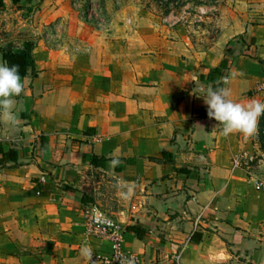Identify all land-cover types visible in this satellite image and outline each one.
Here are the masks:
<instances>
[{
	"label": "crops",
	"instance_id": "obj_1",
	"mask_svg": "<svg viewBox=\"0 0 264 264\" xmlns=\"http://www.w3.org/2000/svg\"><path fill=\"white\" fill-rule=\"evenodd\" d=\"M241 1L243 25L197 56L144 11L85 32L70 0H4L0 61L31 46L34 64L18 124L0 117V264H264V191L236 164L264 155L263 116L223 136L200 95L228 76L234 100L264 101V0ZM90 205L126 259L87 233Z\"/></svg>",
	"mask_w": 264,
	"mask_h": 264
},
{
	"label": "rangeland",
	"instance_id": "obj_2",
	"mask_svg": "<svg viewBox=\"0 0 264 264\" xmlns=\"http://www.w3.org/2000/svg\"><path fill=\"white\" fill-rule=\"evenodd\" d=\"M70 3L84 23L85 32L87 27L107 29L115 25L114 20L133 23L144 11L166 28L169 37L183 41L197 56L208 54L221 40L224 28L236 25L237 19L243 25L242 14L249 8L241 0H70ZM259 12L262 14L264 10ZM253 19L257 24L261 18L255 16ZM247 159L252 160V169L257 168L255 172L264 173V155Z\"/></svg>",
	"mask_w": 264,
	"mask_h": 264
},
{
	"label": "clouds",
	"instance_id": "obj_3",
	"mask_svg": "<svg viewBox=\"0 0 264 264\" xmlns=\"http://www.w3.org/2000/svg\"><path fill=\"white\" fill-rule=\"evenodd\" d=\"M230 76H237L235 69L231 71ZM23 89L18 66H9L6 61H0V117L6 118L13 125L19 122L13 98L19 96ZM200 92L208 106V116L219 122L223 136L239 133L252 137L256 134L258 122L261 116H264V101L255 98L247 102L234 100L228 76L222 77L216 87L201 88ZM116 163L117 161H113V164ZM82 255L87 257L91 252L84 249Z\"/></svg>",
	"mask_w": 264,
	"mask_h": 264
},
{
	"label": "built area",
	"instance_id": "obj_4",
	"mask_svg": "<svg viewBox=\"0 0 264 264\" xmlns=\"http://www.w3.org/2000/svg\"><path fill=\"white\" fill-rule=\"evenodd\" d=\"M250 161L246 159H237L236 164L240 166H246L251 173L253 169ZM256 178V187L258 190L264 191V173L258 174L253 172ZM86 231L90 235H94L100 238H106L113 241L116 248V259L123 260L127 256L120 249V241L122 238V232L116 220L102 210L98 205H90L86 208Z\"/></svg>",
	"mask_w": 264,
	"mask_h": 264
},
{
	"label": "trees",
	"instance_id": "obj_5",
	"mask_svg": "<svg viewBox=\"0 0 264 264\" xmlns=\"http://www.w3.org/2000/svg\"><path fill=\"white\" fill-rule=\"evenodd\" d=\"M13 3H19L22 0H12ZM31 2L32 0H25ZM5 6L4 0H0V10ZM31 46H28L27 49L23 51H14L11 45L8 46L7 50L4 51L3 57L9 66L17 65L19 69V73L21 76H25L29 68L33 66V59L30 54ZM94 163L97 164L98 161L95 158ZM129 230L134 231L137 235L141 236L140 230L136 226H130Z\"/></svg>",
	"mask_w": 264,
	"mask_h": 264
}]
</instances>
